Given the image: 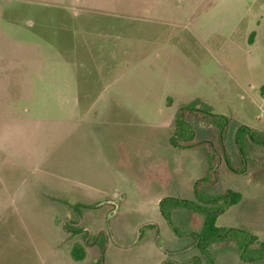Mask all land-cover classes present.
<instances>
[{
  "label": "rangeland",
  "instance_id": "obj_1",
  "mask_svg": "<svg viewBox=\"0 0 264 264\" xmlns=\"http://www.w3.org/2000/svg\"><path fill=\"white\" fill-rule=\"evenodd\" d=\"M262 85L264 0H0V264L183 259L166 256L155 242L188 246L195 238L189 232L201 233L204 215L166 202L142 204L148 200L122 182L126 169L141 173L145 160L129 142L146 131L162 156L152 161L157 174H151L167 178L173 195L193 201L241 194L237 205L206 207L218 211L216 227L242 230L248 238L213 242L211 258L196 263L264 264V258L239 257L250 236L244 257L264 243V198L253 199L249 183L264 174V163L261 169L251 162L247 176L233 172L244 171L250 153L264 155V144L249 142L264 141V134L242 132L240 148L236 142L238 128L264 127ZM117 97L135 122L109 126L103 119ZM182 107L218 117L183 111L181 126L208 144L168 153L165 128ZM107 127L128 144L113 135L107 140ZM192 169L207 181L190 188ZM117 186L114 201L121 208L107 226L101 201ZM149 220L154 225L138 228L137 244L123 245ZM74 246L84 250L83 260L71 258Z\"/></svg>",
  "mask_w": 264,
  "mask_h": 264
},
{
  "label": "crops",
  "instance_id": "obj_2",
  "mask_svg": "<svg viewBox=\"0 0 264 264\" xmlns=\"http://www.w3.org/2000/svg\"><path fill=\"white\" fill-rule=\"evenodd\" d=\"M255 36H256V33L254 31H252L249 35V40H248L250 46L255 44L254 43L255 42ZM69 82L70 81H68V86L70 85ZM262 86H264V85H262ZM261 97H262V100H264V96L261 95ZM112 102H114L115 106L113 108H109L108 106H106L105 114L103 115V119L106 120V122L109 126H112L113 123L115 126L116 125L117 126L118 125L119 126H122V125L127 126L129 124V121H132L131 123H133V121L135 122V120H137V118H135L134 114H131L132 116H130V119H128V117L124 116V115L128 116V112L130 110L126 107H123L119 97H117ZM176 113H177V110L175 111L174 115H176ZM177 117H178V114L176 117H174V120L168 121L169 123H167V126L165 128L166 129L165 130V136L162 138V143H163L165 149L168 151V153H170L172 149L173 150H189V149L194 150V149H196L195 147H197V146L178 148V147H175L171 144L170 140H171L172 136L174 135V129H176L175 127H176ZM123 121H125V122H123ZM247 128L249 130V137L251 136V134L253 135L254 131H255V133H258V134H264V127L257 129V131L254 128H250V127H247ZM161 129H162V127H161ZM103 135L106 137L107 140H110V139L113 140V138L111 137L113 135L114 139L119 140V141H123L124 143L128 144V139L122 140V139L118 138L119 135H115V132H112V130L108 129V127L106 129V132ZM132 135L133 136L130 137L131 140L129 142L130 146L134 147L139 153L141 152V156L145 160V163L141 165L140 175L131 174L132 172L127 171L128 169L124 170V177H122V179H123L122 182L126 183L127 186L125 188L130 189V191L135 195L136 198H138V199L145 198L146 200H148L147 202H142V204H155L158 207L160 205L161 201L165 198H178V199H180V197L173 195L172 188H174V186H173V184H171V182L169 180H167V178L161 176L160 174H159V178L157 175L152 176V174H151V172L156 173V171H157V170L156 171L151 170V167L154 164V163H152V161H157V158H158L157 155H159V156L161 155V154L157 153V151H156L155 147H157L156 146L157 140L152 137V133H150L149 131H146V132H142V133H135V134L133 133ZM139 135H142V136L139 137ZM250 138H251V140L249 141L250 143H254L255 145L264 144V141L259 143V142L253 141L252 137H250ZM205 141H207V140H205ZM157 148H159V147H157ZM160 157L162 159V156H160ZM262 157H264V155H262V154H259L257 156V155H253L250 153L247 157H244V159H246V160H242V165L244 166V171L242 173L236 172V171H233V172H235L237 174H242L245 176L249 175V172H250L249 164L251 162L253 164L255 162H258L259 168L262 169V163H264V161H262ZM133 165L134 164H131L130 167H134L136 169L138 168V167L133 166ZM112 166H116V164H113ZM155 166H157V164H155ZM192 168H193V166H192ZM136 169H134V170H136ZM191 172H193V169L191 170ZM199 176L200 175L195 174V172L192 173V175H191L192 179L190 180V182H188V186H190V188H191V186H193L194 181L195 182L198 181ZM108 180H109L108 178H104L103 180H101V179H100V181L98 180V182L103 183V181L107 182ZM212 183H214V182H212ZM249 183L252 184L251 185L252 192H250V195L252 194L253 199L258 200V199L264 198V174L260 173L259 175L257 174V176H252ZM110 190H111L110 194H111L112 198L108 199V197L104 196V198H107V199L105 201H101V205H103V206H101V208H100V214L103 216L104 221H106L107 226H108V222H110L112 219L115 218L116 215H118V213L120 212V208H121L120 203L117 201H114L115 196H117L118 193L120 192V187H119V190H118V186L115 187L114 189L111 188ZM192 190H193V194H194V188H192ZM117 191H118V193H117ZM121 195H123V194H121ZM194 196H195V194H194ZM181 198H186V197L182 196ZM240 198H241V194H240ZM243 198H244V196H243ZM181 200H186V199H181ZM187 201H192V199L187 200ZM238 203H239V201H238ZM238 203H236L234 205H237ZM234 205H231V206H234ZM230 207H228V208H230ZM153 223H154V221L149 220V221H145L144 224L137 226V228L134 227L133 230L137 231L136 239L133 242L128 243V244L123 243V245L129 246L131 244H134V245L137 244V241L139 239L138 238V228H141L142 226L154 225ZM203 223H204V219H203ZM189 234L194 235L195 238H194V241L186 247H181V248L168 247V248H165V247H162L160 245L159 241H157V240H156L155 244L160 251H162L164 254H166V256H168L172 259H174L176 257L178 259H179V257H183V259L173 261L174 264H187L188 262L189 263H191V262H193V263L198 262L199 263L204 258V256H203L202 252L200 251V249L197 247L196 235L198 233H195V232L190 233L189 232ZM112 243H114V242L112 241ZM125 247H127V246H125ZM255 261H257V260H255ZM244 262H247V261H244ZM250 262H252V261H250ZM198 263H196V264H198Z\"/></svg>",
  "mask_w": 264,
  "mask_h": 264
},
{
  "label": "trees",
  "instance_id": "obj_3",
  "mask_svg": "<svg viewBox=\"0 0 264 264\" xmlns=\"http://www.w3.org/2000/svg\"><path fill=\"white\" fill-rule=\"evenodd\" d=\"M260 94L264 96V86L260 87ZM183 111H189V112H198V113H204L205 115H208V117H215L217 118V115L210 114L207 111H201L199 109H196L194 107H182L180 108V113L176 119V129L174 132V135L172 136L170 142L173 146L178 147V148H185V147H192V146H205L208 144L206 141H195L193 138V133L190 129H187L185 127L181 126L180 123V118L181 115L184 113ZM207 113V114H206ZM224 130V129H223ZM223 130L220 133L222 136ZM242 132L249 133L248 128L246 127H240L237 130V135H236V142L238 147L240 148V143L238 140L239 134ZM200 181H207V179H202L198 180L195 185H198ZM197 194V192H196ZM240 199V194L237 192L229 191L226 192L224 195L218 196L216 198H197L194 201H187V200H181V199H174V198H165L161 201V204L164 202L169 203L172 208H178V207H183V208H188L192 209L194 211L200 212L204 215V223H203V228L201 233L196 235L197 239V247L200 249L202 252L203 256L206 259H210L211 257L209 256L208 253V246L216 241H223L226 240L227 238H230V236H233L235 234L243 235L244 237L249 236L248 233L242 231V230H234V229H222L216 227V217L218 211L216 210H211L210 208L206 207L207 204L214 203V202H219V201H224L229 205H234L236 204ZM200 203L205 204V206ZM167 223L171 226L174 232L177 233L175 230L174 226L172 225L170 218L167 214L163 213ZM250 239L247 240V243L243 244L241 248L239 249L240 254L239 257L243 261H255V260H260L264 258V243H261L259 245L260 252L251 256V257H244V252L246 251L248 245H251V242L253 238L250 236ZM70 256L73 260L75 261H81L85 258V252L83 249H81L79 246H74L70 250Z\"/></svg>",
  "mask_w": 264,
  "mask_h": 264
}]
</instances>
